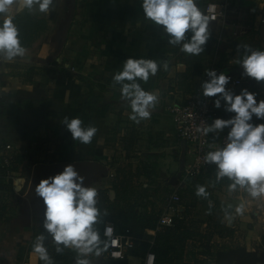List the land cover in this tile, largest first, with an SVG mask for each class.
Returning a JSON list of instances; mask_svg holds the SVG:
<instances>
[{
  "label": "crops",
  "instance_id": "1",
  "mask_svg": "<svg viewBox=\"0 0 264 264\" xmlns=\"http://www.w3.org/2000/svg\"><path fill=\"white\" fill-rule=\"evenodd\" d=\"M224 1L229 9L225 17L209 21L210 38L200 55L184 53L180 45L169 44L170 37L163 27L145 18L143 0H52L46 13L40 12L37 4L31 9L21 8L18 3L8 7L4 20L20 14L46 20V24L24 47L23 56L8 60L0 53V144H11L16 154L14 181L5 184L0 173V264H42L33 250L38 236L44 237L42 243L52 255V263L64 264L68 259V264H76L78 256L87 258L89 264L100 261L57 245L44 228L46 205L35 192L41 179L38 166L44 168L46 177L62 172L66 163H96L105 167L76 171L75 178L82 187L97 190V203L104 208L99 218L101 230L104 223L118 220L121 212H151L150 207L140 213L132 210L136 205L127 195L119 205L117 194L125 189L120 188L113 166L124 161L134 164L137 176L148 181L165 163L178 168L179 159L182 162L187 157L189 162V145L176 136L168 110L170 102L186 96L177 87L196 80L197 89L202 88L205 70L209 69L230 77L226 90L240 94L245 89L240 90L241 85L235 81L244 74L239 63L249 54L244 46L264 51V0H196V4L207 16L209 3ZM190 36L191 32L185 39ZM129 57L152 59L160 65L147 82L137 78L145 91L158 96L156 106L148 109L150 118L137 116L138 123L129 118L133 115L131 98L122 96V84L113 79ZM165 61L167 70L163 68ZM249 80L254 89L248 91L256 95L257 102L264 100V81L251 77ZM219 98L222 97L218 94ZM65 117L81 119L85 128L96 127L92 142L82 144L73 140L63 123ZM229 130L230 127L215 132L221 136ZM145 166L153 170L151 176L144 173ZM125 174L121 179L131 177ZM250 217L241 220L238 235H215L209 241L210 255L199 253L203 251L199 246L197 259L204 264H217V251L227 247L264 251V224L261 218ZM229 224L234 223L231 220L226 227ZM155 235V229H146L145 240L153 243ZM192 243L193 240L188 241V248ZM58 247L62 251L58 252ZM135 258L128 256V264H134Z\"/></svg>",
  "mask_w": 264,
  "mask_h": 264
},
{
  "label": "clouds",
  "instance_id": "2",
  "mask_svg": "<svg viewBox=\"0 0 264 264\" xmlns=\"http://www.w3.org/2000/svg\"><path fill=\"white\" fill-rule=\"evenodd\" d=\"M13 3L28 9L37 4L39 11L46 13L52 0H0V13L7 12ZM142 8L146 19L163 27L170 37L169 44L180 45V50L190 55H200L204 52V46L210 38L209 17L201 12L196 0H143ZM189 32L191 36L186 40V34ZM244 47L249 52L239 61L244 74L256 81H264V51L250 50L247 45ZM24 52L18 29L11 20L6 19L0 26V53L12 60L16 56H23ZM159 67L155 60L129 57L122 71L113 77L116 83L122 84V96L131 98L133 115L129 118L137 123V116L141 119L150 118L148 109L155 107L158 101L157 94L145 91L140 83L136 82L137 78L147 82L150 75H156ZM163 68L168 69V62L163 63ZM205 74L210 80L202 84L203 95L216 97L219 94L226 102V111L235 113L231 119L217 118L212 125L197 129L207 135L230 127L225 146L208 152L205 161L217 166L218 179L228 177L233 181L229 185L230 191H234L238 185L254 199L264 197V124L251 123L253 116L264 119V100L257 102L256 95L246 89L237 95L227 91L225 85L229 83L230 77L224 73L217 75L215 70L206 69ZM215 107H220V99L215 101ZM63 123L67 125L72 139L82 144H90L97 132L96 127H82L79 118L69 120L65 117ZM77 175L74 166L69 164L62 172L42 179L36 186V194L46 205L44 228L52 235L57 245L75 249L84 257L92 254L99 257L108 245L106 241H101L100 234L94 227L101 215L96 206L98 192L95 188L82 187L76 183ZM80 179L83 180L82 177ZM204 194V187L198 185L196 195ZM244 210L245 202L241 201L235 212L239 215L243 214ZM228 220L231 223L232 217L229 216ZM112 231L110 226L105 228V236L110 237ZM43 239V236L36 238L33 250L45 264H52L43 246ZM102 243L104 248H101ZM57 251L62 249L58 247ZM76 264H89V260L78 256Z\"/></svg>",
  "mask_w": 264,
  "mask_h": 264
},
{
  "label": "rangeland",
  "instance_id": "3",
  "mask_svg": "<svg viewBox=\"0 0 264 264\" xmlns=\"http://www.w3.org/2000/svg\"><path fill=\"white\" fill-rule=\"evenodd\" d=\"M242 81L240 90L242 88L246 90L250 88L254 89V87H252L253 83L246 74H243ZM198 84L199 83L194 80L192 84H180L177 88L182 90L183 93L185 92V97H187L197 91ZM179 153L177 154L176 160L179 159ZM130 159H132V156ZM180 160L181 159H179V162L182 164L178 163V168H172V164L169 163L161 165L159 171L158 169L157 171L155 170V176L152 180L148 181L143 179V177L137 176V169L134 164L130 165L124 161L122 164L119 163L114 165V175L118 177L116 178L119 181L118 184L122 185L120 186L121 189H125L122 192L118 190L121 192L118 193L116 197L120 200L119 205H121L124 198L129 196L133 204L136 205L134 209L137 210V213H140L144 208L150 207L152 213L161 215L168 206V195L171 194L170 192L174 190L175 186L180 181L181 173H179V169H181L180 172L183 171L185 164L189 163L186 161L187 157H183L182 162ZM116 168L118 170H116ZM124 172L129 173L128 175L131 177L128 179H121L126 175ZM204 176L205 177L200 180L199 186L204 187L205 194L201 196L192 195L191 193L187 194L186 190L188 183L186 182L183 184L182 191L184 193H182L181 202L178 205L179 215L185 218L186 225L190 227L192 231L199 230L202 237L206 236L212 240V238L215 239V235H222L225 237H234L238 235L236 231L239 230V223L241 220L247 219V216H251V220L253 216L259 217L264 224V197L254 199L245 189L238 185L234 191H230L229 185L220 183V178L218 179L215 173L210 172L208 174L206 171ZM123 185L128 186L129 190ZM97 187L99 188V185H96V188ZM241 201L245 202V210L243 214L238 215L235 212V208ZM96 206L100 210V213H102L104 208L100 206L99 203H97ZM141 214L142 213H140V215ZM229 216L232 217V223L234 224L231 226L229 224V226L226 227L227 223H229ZM100 223L101 221L99 220L94 226L97 230ZM200 234L196 235L194 239L195 245L198 247L200 245ZM101 248H104V245H101ZM106 250H104L99 257L92 254V257L97 259L100 258V261L96 262L97 264H108V258L104 255ZM47 253L51 259L52 255L50 252ZM132 262L134 264L143 263L139 257H136Z\"/></svg>",
  "mask_w": 264,
  "mask_h": 264
},
{
  "label": "trees",
  "instance_id": "4",
  "mask_svg": "<svg viewBox=\"0 0 264 264\" xmlns=\"http://www.w3.org/2000/svg\"><path fill=\"white\" fill-rule=\"evenodd\" d=\"M5 13H0V26H2L5 21L2 18ZM53 16L54 13L51 12L50 18ZM11 22L18 29L22 47H26L30 42H32L38 32L45 28L44 25L46 24V20L34 19L30 15L20 14L16 15ZM226 107V102L221 98L220 107L217 108L216 119H231L234 117L235 113L226 111ZM251 123L257 125L264 124V119H257L253 116ZM217 171L218 169L215 164H210L207 169L208 174L211 172L217 175ZM151 172H153V170L148 169V166L144 167V173L151 176ZM204 174L196 178H191L187 181V194L191 193L192 195H196V187L199 185L200 180L205 177ZM220 183L231 185L233 181L228 177H223L220 178ZM182 193L184 192L181 190L180 195H182ZM131 208L133 210L134 206ZM159 218L160 215L152 212H145L141 215H137L135 212H121L119 219H115L112 223L115 225L116 232L135 237V246L126 252V256L123 260L108 259V264H128V256L140 257L143 262L146 253L149 250L155 253L156 264H204L196 257L198 246L195 245L194 239L196 235L200 234L199 230L192 231V229L186 225L185 218L179 214L175 217L174 225L157 230ZM103 228L102 230L98 228V232L100 234L101 241H106L103 236ZM146 229L156 230L153 243L145 240ZM189 240H193L194 242L190 248H188ZM205 240L206 242H201ZM209 241V237L200 236L199 246L203 247V251H199V253L201 252L206 255L211 254ZM101 245L103 246L104 244L102 243ZM215 261L217 264H264V251H248L242 246L222 248L217 251ZM42 264H45V262L42 261ZM52 264L60 263L59 261H55ZM64 264H68V259L65 260Z\"/></svg>",
  "mask_w": 264,
  "mask_h": 264
},
{
  "label": "built area",
  "instance_id": "5",
  "mask_svg": "<svg viewBox=\"0 0 264 264\" xmlns=\"http://www.w3.org/2000/svg\"><path fill=\"white\" fill-rule=\"evenodd\" d=\"M229 4L227 1L223 3L212 2L207 6V17L209 21H218L221 16L225 17ZM264 22V15L262 17ZM210 77L206 75V81ZM242 79H237L235 84L240 86ZM213 97L203 95V88L197 89L194 94H191L180 101H172L169 103L168 110L171 112L176 136L188 143V153L191 155V160L187 163L181 172L180 181L168 196V206L160 215L157 230L167 226L174 225L175 217L179 214V203L181 202V190L183 184L189 179L203 175L210 166V163L205 161V156L210 151H215L222 148L227 143V134L218 136L216 132H210L204 135L197 129H203L213 124L217 117V107ZM0 173L5 184L14 181L16 174V154L11 144H0ZM112 227L113 231L110 237L105 236V228ZM103 236L107 242V250L105 256L112 260H123L126 252L135 246V237L116 232L115 225L112 222H106L103 228ZM143 264H156V255L149 250L146 253Z\"/></svg>",
  "mask_w": 264,
  "mask_h": 264
},
{
  "label": "water",
  "instance_id": "6",
  "mask_svg": "<svg viewBox=\"0 0 264 264\" xmlns=\"http://www.w3.org/2000/svg\"><path fill=\"white\" fill-rule=\"evenodd\" d=\"M214 99H217V96L216 97H213ZM69 164H72L75 168V171H78V172H84L86 169H91V170H94V169H97L99 167H103L101 164H96V163H66L64 165H62L63 169L65 168V166L69 165ZM105 168V167H103ZM37 170H38V174L40 176L41 179H39L37 185L39 184V182L42 180V179H47L49 177H46L44 174V168L42 167H37ZM53 176H55L57 173L53 172ZM52 176V177H53ZM51 177V176H50Z\"/></svg>",
  "mask_w": 264,
  "mask_h": 264
}]
</instances>
